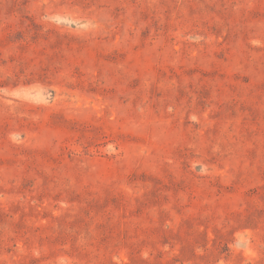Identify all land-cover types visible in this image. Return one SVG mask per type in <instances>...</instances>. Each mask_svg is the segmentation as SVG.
<instances>
[{"label": "rangeland", "instance_id": "rangeland-1", "mask_svg": "<svg viewBox=\"0 0 264 264\" xmlns=\"http://www.w3.org/2000/svg\"><path fill=\"white\" fill-rule=\"evenodd\" d=\"M0 264H264V0H0Z\"/></svg>", "mask_w": 264, "mask_h": 264}]
</instances>
